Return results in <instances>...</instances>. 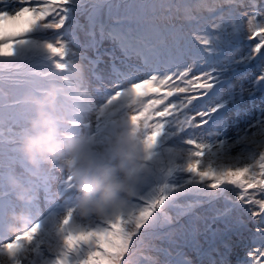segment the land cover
<instances>
[{"label": "rangeland", "instance_id": "1", "mask_svg": "<svg viewBox=\"0 0 264 264\" xmlns=\"http://www.w3.org/2000/svg\"><path fill=\"white\" fill-rule=\"evenodd\" d=\"M3 1L4 0H0V29L3 31V33L6 36H13L12 34L14 31L16 35L24 33L26 31H31L34 34L37 28L26 26L19 31L16 29L21 21L19 18V12L23 11V9L25 8L22 5L14 4L6 6L2 3ZM81 1H75L76 5H81ZM88 1L91 3H98L99 5L102 4V0ZM67 2L70 3L71 0H67ZM35 8L37 9V7ZM86 10L88 14L85 23H87V20L89 18H97L98 14H100L101 12L98 6H96V10L91 7L87 8ZM240 13L241 17L237 18V25L234 31L222 29L221 31L215 32L214 27H204V30L210 36L207 45L201 46L199 44V41H196V43L192 45L191 49H188L189 45L184 46L183 53L185 55L184 60L187 67H184L185 70L182 68L174 69L173 76L168 80L160 83V87L156 89L160 90L163 88L162 91H166L168 94L167 98L163 97L162 99H158L155 97H151L146 101H139L136 98L137 94H135L133 102L136 103V107L131 111L132 113H137L138 111H142L145 108L146 109L144 110V112H146L149 106L154 105L156 107L159 105V112H161L163 116H166V118H170V120H163L162 122L158 121L156 120V116L154 114V116L147 121L146 129H144L141 125L142 120L138 119V128H123L122 132L119 131V129H122L121 125L119 124L117 127L115 126L113 132H108L111 129L108 128L107 123L98 124L106 133L102 135H96L94 131L91 137L95 136L96 138L92 140L91 143H89L85 151H81L80 158L84 155L87 160L90 156H96L100 157L103 161L105 153L111 151L107 140L111 135H114V133H116L115 135L119 136L120 138L118 144L114 149H112L117 158V163L121 162L122 164L120 165V167L122 168L123 166V171L119 176L120 179L129 174L130 170L128 168L134 167L133 154L138 151L159 150L163 154L165 149H167L168 152L175 151L177 153H180L181 155H185L187 147H192V149H195L196 151L206 153L215 152V154H217L219 151L218 148H225L226 154H231L230 148L226 145H229L231 140L237 139L232 144L231 149L235 150L233 153L243 152L237 147V143L240 140L238 138L239 136L243 138L241 139V146H245L247 145L245 142L246 137L248 135L250 137L253 136L251 135V133L254 130V125L251 122H257L258 124L264 125V121H260L261 118H264V105L254 107L253 105L248 106V103H246L236 108L232 106V104L237 103L238 96H244L246 94V89L243 88L244 79H251L258 72L256 65L253 64L252 56L245 57V49L251 46L253 47L254 51L261 50L262 53H264V3L258 4L256 7L249 6L248 8L240 10ZM67 14V11L63 10V17H66ZM74 14L75 16H78L75 12ZM68 16H70V14ZM137 16L138 15L136 12L131 13L132 19H135ZM27 17L30 16L26 14L24 19H26ZM112 26L114 28L118 27L116 24H113ZM199 28L200 27H198L197 29L200 30ZM44 29L50 30L53 34H59L61 32L59 28H56L55 25L51 23L46 24ZM73 30L76 31V27H74ZM116 32L118 34H125V32L120 28H117ZM172 33H174V28L172 27V25H166L162 28H158L149 32L146 35V39L144 41H141V43L143 44V46H146L145 51L154 50L157 52V49L159 48V37L164 35L170 36ZM68 35L78 36V33L71 32ZM65 37L62 41L61 46L50 44L51 48L54 50V54L61 57V59L63 60L62 65L57 66L56 69L62 71L66 70L68 67H74L75 70L80 72L83 67L80 66L82 60L79 57H85V55L79 54V52H76L77 50H73L74 44H72L71 40H66ZM32 38H34L36 41H40V38L33 37V35ZM78 38L80 37L78 36ZM196 39L197 38H195L194 40ZM83 40L87 43L86 37H84ZM179 40L180 39H178V41ZM166 52L167 50L164 49L163 53ZM244 62L249 63V68L247 69V71L241 77H234V73L241 68ZM196 66H200L202 68L201 71H197L195 68ZM83 71L85 72V75L79 76L77 74L78 79L73 80V82L70 84L72 89L88 90L87 93L89 97L93 98L95 101L97 100V102H103L104 98L106 97L103 88L100 87L97 82H95L93 86L88 85L86 82L93 80V75L90 73V69H85ZM89 75H91L92 77L89 78ZM228 82L231 83L232 88L225 93H223L224 91L222 92V96L219 99L221 103H217L218 101H213L215 99L216 93L201 102L195 104L190 103V96L195 95L201 86L220 84V89ZM81 83L84 86H81ZM152 85L153 83L149 86V88L143 89V87L141 88L139 84H137L130 91L128 89H130L131 87L125 90V93L130 96L134 95L132 94V92L134 91L147 93L148 91L153 90ZM111 87L115 86L110 85L108 88ZM187 88H194V90H192V92L191 90H187ZM59 90L69 98H72L68 83L61 86ZM174 96L178 97L174 98ZM2 97L8 100L10 95L6 93V95H2ZM215 103L217 104L214 105ZM9 104L11 106L13 105V103ZM29 104H31L32 109L19 110L15 113V119L20 122V125L22 122H34L30 121L31 119H35L33 115L35 114L34 108L39 105L45 106V103L40 101H35ZM90 104L93 106L92 103ZM222 104L229 105V107L231 108L230 113L213 123L208 121L211 112L220 107ZM101 105H103V103ZM16 107L19 108L20 104H17ZM108 108L113 109L115 108V106L111 103V107ZM258 108H261L263 111L261 115H258L256 113V110H258ZM78 109L80 110V113L78 115L81 118H84V115L89 113V111L81 104L78 105ZM0 111L5 112L3 107H0ZM8 111L11 110L9 109ZM26 111L27 113H25ZM65 111L68 115H72L75 113V111L71 109H66ZM104 111L107 112L106 109H104ZM167 114L170 115V117H168ZM51 115L55 116L56 114L55 112H51ZM97 116L98 113L96 110L90 116V118L92 119V121H89L90 124L97 121ZM126 116L127 115H124V117ZM119 122L120 120L117 123ZM83 126L84 125H82L78 129L79 132L82 131ZM94 126L95 125H93V127ZM24 127L32 131H40L46 133L50 131V128L45 126V124L39 120L35 121L33 124H24ZM141 132L143 133L141 134ZM34 136L37 139L41 138L39 134H35ZM178 136H181V138H176ZM27 139H29V136L27 137ZM37 139H33V142H35ZM42 139H46V137H42ZM176 141H178L181 146H175L174 143ZM27 142H31V140H27ZM18 146L20 145L15 144V147ZM0 150H4L7 156L9 158L11 157V150L5 145L1 144ZM35 151H38L39 153V167L42 166L41 162L48 161L47 157L53 156V154L56 153V151H54L51 146L47 145H44L36 149ZM119 155L124 156V159L120 160L118 158ZM146 156L151 159L152 163H165L170 167L173 163V159L170 153H165L163 156H161L159 152H148ZM207 157L211 159L214 156ZM226 158L227 157L223 158L221 154L215 155L214 165H220L224 167H226V164H229L227 166H230V164L232 165V162H230ZM229 158H231L232 161H234L235 159L233 155L229 156ZM6 159L7 158H4V154L0 153V162L8 161ZM195 159H197L198 163L201 160L200 157H195ZM193 162L190 161L187 163V165H192ZM205 166L206 163L204 164V167ZM97 168L98 170H101L104 168V166L101 165ZM116 170L117 164L113 166V171ZM1 171H10V173H14V164L10 162V166H3ZM107 177H109V181L106 180L108 183V191L111 189L110 183L113 182L112 179L114 178V175L110 172L108 175H106V178ZM243 177L245 183L249 184L252 182L251 173L246 172ZM116 187H119L118 183L116 184ZM106 192L96 194L95 198L91 200V202H101L104 198L107 197L104 194ZM236 198L237 196L234 194V199ZM78 205L80 206H77L76 208H79L83 212L90 211L93 208H90L92 204L90 202H87L86 199ZM111 206H114L116 208L115 212L113 213H110L108 210H106L105 207L102 206V204H95V208L100 207V210L98 212L90 215L85 214L82 217L76 215L79 224L75 229H72V237L66 240V245H69L70 249L73 248L74 253L69 252L68 254H65V249H61L59 246L54 247L55 251L59 255V259L63 264H98V259H102L106 264V255H114L116 253L122 254L121 262L119 264H126L127 260H136L143 262V260L153 259L150 256L149 250H139V248L141 247V244L146 240V238L147 240H154L157 235L155 234V232H153L148 236L147 232H145V229L147 227L146 223L144 222L142 224H138L135 217L129 214L128 211L130 210L131 212H140L143 219H145L146 216L143 215L138 206L134 205L133 203L127 202L123 198H115V200L111 203ZM236 206L241 207V204L236 203ZM161 207L165 206L162 204ZM171 207L172 206H166V209H170ZM6 208L7 205L0 201V223H2L5 218ZM49 219L54 221L52 216L49 217ZM49 219L46 218V220ZM12 220H14V218ZM11 225L13 224L11 223ZM45 227L41 234L35 235L34 233H30L26 236V241H33V245L35 248H31L27 253L20 254L17 252L15 255L11 256L9 262L11 263L16 261L14 264H30L29 260L33 255L39 253L42 250L49 251L52 245L56 242V234L54 228ZM56 227L57 230H60V232L63 234L65 228H63L62 225L58 224H56ZM51 230H53L54 232H52ZM139 231H143L145 234L143 236H138ZM58 239L61 240L62 237L59 236ZM59 245L65 246L62 241L59 243ZM79 246L82 247L83 253L80 251ZM241 251L242 250L238 247V249L232 250L230 252V255H228L227 253V258L229 260L236 259L237 261H243L244 259H247L241 254ZM215 255H217V253H215ZM222 255L225 256V254ZM14 256L17 257L16 260H14ZM7 257H9V252L0 259V264H3V259ZM42 264L51 263L43 261Z\"/></svg>", "mask_w": 264, "mask_h": 264}, {"label": "bare ground", "instance_id": "2", "mask_svg": "<svg viewBox=\"0 0 264 264\" xmlns=\"http://www.w3.org/2000/svg\"><path fill=\"white\" fill-rule=\"evenodd\" d=\"M3 4L4 5L9 4V0L8 1H5ZM74 27H75V24H73L71 28L73 29ZM81 31L82 32H85L86 29L85 28H82ZM69 33H71V32H69ZM136 42H137V37H135L133 41L132 40H129V39H118V40H116V44L119 45V46H122V47H118V46H115V47H118V48H121V49H126L128 47H132L133 49H137V50H140V51H143L144 52L146 46L145 45L142 46L141 45L142 43H140V42L138 44H135ZM92 45L95 46L93 43H92ZM107 47H114V45H112L110 43L109 45H107ZM91 49H93L92 46H91ZM121 55L122 54H116L115 57L112 58V56H110V55H108V54H106V53L103 52V53L96 54L95 58L97 60H99V64H101V67L102 66H107V67L112 66V67H124L125 68V67H127V63H126L125 59L122 62H120V61H118L116 59L117 57H119ZM84 59H85L86 62L92 63V58H91L90 52L85 55V58ZM91 73L94 74V78L95 79H98L100 77L94 71L93 72L91 71ZM100 78H102V77H100ZM81 85H83V84L81 83ZM187 90H191L192 91V90H194V88H189V89L187 88ZM217 90H218V85L217 84L207 86V87H205L201 91L200 95L195 94L193 96H190V98H191L190 103L191 104L198 103L199 101H201L202 99H204L206 96L214 94ZM228 90H229V88L228 89L225 88L223 90L224 91L223 93H225ZM162 98L163 97H160V99H162ZM229 113H227V114H229ZM68 145L69 144H66V145H64L60 149H65V148H67ZM19 151L22 152V153H25L24 150H22V149H19ZM142 167H143V165H142ZM18 173H21L22 174V170L18 171ZM25 176L26 177L24 179L23 189L21 191H28V192L33 191V190H31L33 188V186H35V188H37V189L39 188V184L36 183V180L35 179H30L29 176H28V174H25ZM21 180H23L21 176H17L16 175L14 177L15 184L18 185V186L21 185V183H20ZM62 182H63V178L60 179V182H59V185H58L59 189L65 187V185H67V183L62 184ZM0 183H9V179L7 177L0 178ZM45 187H46V190H44L45 194H48V193L54 194V191H52V189H50V187H48L47 184H45ZM85 187H86V185H85ZM26 189H28V190H26ZM20 193H21V196L22 197L25 196V192H20ZM57 193H58L57 195H62L59 192H57ZM138 200L141 203L144 202L142 199H138ZM31 204L32 205H28L25 208V206H21V204L19 203V199H17V198H11L10 201L8 202V204H7L6 212H7L8 215L9 214H12L18 220L24 221V223H23L24 225L29 226L31 224V222H32V221H29V220L35 219V222H37V220H39V218L41 217V214H42V212L44 210L42 208V204L41 203L34 205L31 202ZM21 207H22V209H21ZM48 207H51V205H48ZM5 233H6L5 230L0 231V235H4ZM14 248H15V246H14ZM2 252L3 251L0 250V254H2ZM13 258H15L14 260H16L17 257L14 256ZM212 259H213V257H210V260H212ZM97 262H99V259L97 260ZM215 264H240V263L236 259L229 260L228 258L221 257V258L216 259V263Z\"/></svg>", "mask_w": 264, "mask_h": 264}, {"label": "trees", "instance_id": "3", "mask_svg": "<svg viewBox=\"0 0 264 264\" xmlns=\"http://www.w3.org/2000/svg\"><path fill=\"white\" fill-rule=\"evenodd\" d=\"M197 0L196 2H198ZM260 144H264V141H261ZM261 156H264V149L261 153ZM255 166L258 168L256 170H252L256 175H258V180H259V185L261 186V189L264 190V165L261 164V162H256ZM227 174H223V170L221 169H216L214 174H213V179L209 180L208 178L206 180H209L207 184H196L194 186L189 185L185 186V189L182 191L183 193H180V195L177 197V203L183 202L186 204L187 207V202L189 203L190 211L192 213H196L197 211H203L206 214L208 211H210V204H215L218 205V203L223 204V210H219V214L222 215V217H227L230 212V208L232 210V216L231 218L223 225L224 229H227L228 227H243L238 223V220L241 219V215H245V210L250 208L252 205V201L247 200L246 196L241 193L240 191H235V190H227L226 187L229 183H232V177L233 175H230V172L228 170H225ZM203 180V181H206ZM225 180V181H224ZM226 182V184H225ZM258 191V190H257ZM201 193V194H199ZM228 196L231 205L229 202H224L221 203V196L224 195ZM233 193L237 195H241L242 197L245 198L247 206H244L243 209H240L237 211L236 214L233 213L234 209V198H233ZM195 197H191V196ZM175 200H173L174 202ZM214 205V206H215ZM245 209V210H244ZM212 212H215L214 209L211 210ZM213 218L218 220L219 222L223 223L222 219L218 217V215L215 214L213 215Z\"/></svg>", "mask_w": 264, "mask_h": 264}]
</instances>
